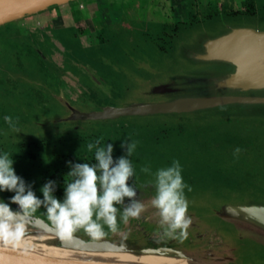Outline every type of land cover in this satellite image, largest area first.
<instances>
[{
    "label": "flooded vegetation",
    "instance_id": "obj_1",
    "mask_svg": "<svg viewBox=\"0 0 264 264\" xmlns=\"http://www.w3.org/2000/svg\"><path fill=\"white\" fill-rule=\"evenodd\" d=\"M85 1H87L86 3L89 7L91 1L94 0ZM70 2L73 3L76 2V0ZM206 5L211 9L205 15H202L200 12L203 6L202 4L199 2H191L188 8L190 20L187 22L180 21L170 26L159 24L158 27H156L159 32H151L144 29L142 31L139 30L140 33H144L143 35H137L135 33L136 36L142 39L143 43H146L148 52L155 54L151 57L153 61L151 60L149 62L150 64L146 63L148 68L146 78H152L162 70L174 69V66L178 63L177 59L174 57L176 52V41L188 25L191 26L194 23H212L219 20L220 16L218 17V15L223 13L222 18L255 15L257 14L258 7L264 12V3L261 4L257 2V0H244L245 7L242 10L234 6L230 10L222 11L217 8L219 4L215 6L216 9L209 3H206ZM69 8L73 9L74 5H70ZM82 9H84V5H82ZM117 9L111 7L108 10L109 15ZM43 11H47V8L43 9L42 12ZM122 21H120L119 24L121 28L117 32L119 38L122 36V30L124 32H129V30L136 29L123 24ZM20 27L27 28L26 25L10 28ZM28 31L32 36V41L30 43L39 58V64L30 60L28 61L26 70H21L16 67V62L12 57H8L7 60H4L0 55V61L3 62V66H0V74L3 76V78H1L3 82L0 84V148L5 149L4 153L7 152L10 157H13V160L16 155V150L19 149L21 160L18 161L19 163L14 162V169L17 175L22 177L28 185H31L32 190L39 198L43 199V193L41 191L42 186L47 181L52 180L56 182L54 195L62 200L65 195V180L70 182L73 179L67 175L71 170L69 162H87L95 164V152H85L70 147L66 152H52L49 155L42 154L36 157L33 152L27 150L28 146L38 149L43 146L46 139H61L59 136L62 135V137H71V145H73L75 137L69 135L70 129L77 128L78 126L71 125L70 123L72 108L89 111L92 109H100L106 105H117L125 101L123 99L129 93L128 90L132 89V85L125 89L124 95H121L117 92L116 86H112V81L110 80L109 85L112 86V92L107 94L105 98L98 99L95 90L90 87V84L93 83L92 78L85 74V65H92L98 72L102 67L99 66L98 63L82 55L81 52L84 46H82L79 33L75 26L72 24H59L45 34L41 33L40 36L36 33L33 34L29 29ZM116 44L117 43H115L114 46H116ZM154 47L156 49H154ZM142 58L144 62H142ZM142 58H140V55L136 57L137 61L140 59L139 61L145 63L148 58L147 54H144ZM10 63L14 64L13 67H16L26 74L31 71L42 73L43 82L39 83L37 86L33 85L28 78L25 79L22 75H11L8 72L11 65ZM4 65L6 66L4 67ZM57 75L61 78H57ZM15 78H20V82L15 83L14 87L12 80ZM69 88H72V93L69 92ZM86 88L90 89L91 92H87ZM58 108H60V110H58ZM5 116L12 117L13 123L16 128L19 129V133L13 131L9 124L6 123L4 119ZM93 123H96V126L119 124L123 127L121 131H127L132 139L129 142L135 143V151L133 155L129 157L135 172V177L129 180V184L135 185L136 183L138 188L137 192H142L137 193V198L144 195H155V189L153 187L154 182L145 179L147 173L142 171V169L147 168L145 165V158L149 156V153L154 150V147L162 139L174 134L186 137L189 142L192 143V148L195 146L198 150L197 152L201 153L203 157L216 165L221 178L214 181L221 182L225 188V196L223 194L224 192L217 191L212 192V194L209 193V195L207 194L205 199H202L197 197V191L193 188L194 181L192 178L189 176H182L184 183L191 189L189 191L186 187L184 189V194L188 202V213L191 214L190 216L192 219L213 218L218 224L227 226V228L230 229L227 234L232 235L231 225L221 220L220 216L217 214V210L220 208L222 201L217 204L219 207L218 209H210L207 203H205L206 199L213 194L220 195L221 199L229 198L236 191L247 192L258 195V198H264V144H259L255 137L247 135L248 128L246 124H242L237 120L223 119L217 125L206 128L188 127L186 125H162L145 117H130L119 120H95ZM86 125L93 126L92 123L87 124V122H85L84 127H86ZM233 128L239 129L241 132H235ZM23 132L26 134L25 137H17V135ZM8 136L12 138L7 140ZM106 140V137L103 138L100 146H106ZM17 146L19 148H17ZM237 148L240 149L239 153H236ZM126 154L125 152L113 158L116 160ZM0 155L2 154L0 153ZM220 156L225 158L223 162L219 161ZM211 183H213V181L209 180L206 182V185ZM13 195H15V193L11 191H0V202H6L7 198ZM194 197L196 198L194 199ZM11 207L14 211L19 209L18 204H16V206L12 204ZM118 207L120 208V213H118L120 230L124 225L121 219L123 206ZM33 216L47 221L45 209L43 208L39 209ZM132 220L133 222H141L140 219ZM136 232L137 229L135 228L132 232L128 233L126 237L117 238L114 233L109 231L105 226L106 234L99 239H93L87 236L85 232H77L76 235L88 240L124 239L131 245L140 248L152 246V243H146L142 238L135 239ZM233 237V239L244 241L250 245V247L256 248L259 251L256 257L264 261V245L258 244L249 238L238 239L235 238V236ZM164 247L176 249L177 246L174 243L166 242ZM250 247L247 246L246 248L250 249ZM241 249H239V251Z\"/></svg>",
    "mask_w": 264,
    "mask_h": 264
},
{
    "label": "rangeland",
    "instance_id": "obj_2",
    "mask_svg": "<svg viewBox=\"0 0 264 264\" xmlns=\"http://www.w3.org/2000/svg\"><path fill=\"white\" fill-rule=\"evenodd\" d=\"M86 2L85 0H76V2L73 3L68 2L57 6H51L48 7L45 12L41 10L19 20L7 22V24L10 27L26 25L33 34L36 33L39 36L41 33L45 34L59 24H72L75 26L79 33L82 46H84V49L81 48L82 55L98 63V65L102 67H100V73L89 64L85 65L86 70L83 68L86 72L85 74L92 78L93 83L90 84V87L95 90L98 99L105 98L107 94H110L113 90L112 86H116L117 92L124 95L125 89L131 85L132 89L128 90L129 93L123 99L125 101L132 99L135 101L147 102L166 99L167 97L156 96L149 93L150 86L158 82L166 81L169 74L172 72H181L184 70V73H186L189 71L192 72L193 70H195V72L201 70L199 63L195 65L189 62L185 57L184 51H186V48L194 52L198 51L202 41L214 34L224 31L226 25H247L264 29V12H262L260 7H258L257 14L255 15L222 18L223 13L218 15V17L220 16L219 20L212 23H194L191 26L188 25L176 41V52L174 57L177 59L178 63L174 66V69L162 70L152 78H146V73L148 72L147 64H150L149 62L151 60L153 61L151 57L155 54L148 52L146 43H143L142 39L136 36L135 33L137 35H143L144 33H140L139 30L142 31L144 29L155 32L159 24L170 26L180 21L187 22L190 20L188 8L191 2H199L202 4L203 6L200 12L202 15H205L211 9L206 3L214 6V9H216L215 6L219 4L217 8L222 11L230 10L234 6L242 10L245 7L244 0H94L91 1L89 7ZM257 2L263 4L264 0H257ZM70 5H74V8L70 9ZM82 5H84V9H82ZM111 7L113 9H119L114 10L109 15L108 10ZM120 21L136 29L129 30V32H124L121 29L122 36L119 38L117 32L121 28L119 27ZM113 42L114 44L117 43L116 46H114ZM154 49L156 48L154 47ZM144 54H147L148 58L145 63H142L144 62L142 58ZM137 55H140L142 62L139 61L140 59L137 61ZM1 63L0 66H3V62ZM10 64V67L8 66V72L11 75H22L25 79L28 78L33 85L37 86L39 83L43 82L42 73L31 71L26 74L17 69V66L13 67L14 64ZM5 66L6 65H4V67ZM57 78L60 79L61 77L57 75ZM110 80L112 81V86L109 85ZM2 82L3 81L0 79V84ZM184 87L186 89L183 95H196L200 93V89H204L196 87L194 84L193 86L187 84ZM86 89L87 92H91L90 89ZM69 92H73L72 88H69ZM60 108H58V110H60ZM221 110H223V108L218 107L189 113L159 114L150 116L148 119L162 125H186L188 127L206 128V126L202 127L195 123L200 122L201 118L205 117L207 114L217 115ZM77 112L78 111H73L72 108L70 123L71 125L78 126L77 128L70 129L69 135L75 137L73 145H71V137L65 135V137H62V135L59 136L61 139H46L41 148L37 149L28 146L27 150L33 152L36 157L42 154L49 155L52 152H66L70 147L75 150H83L92 153L95 152V149L89 151L87 147L88 144H94L97 140L101 143L102 139L106 137V144L111 143L114 146L113 157L126 152V148L121 147V145L125 140L129 142L132 139L127 131H121L123 128L122 126L119 124L96 126V123H93L95 120H82L79 118ZM217 118L210 121L211 124L207 127L212 124L215 125ZM193 121H195L194 124H192ZM83 122H87V124L92 123L93 126L86 125V127H84ZM219 122L220 120H218V123ZM233 130L235 132H241L235 128H233ZM23 136H26L25 132L17 135V137ZM11 138V136H8L7 140ZM191 144L192 143H190L186 137L177 134L162 139L154 147V150L149 153V156L145 158V165L150 169L145 175V179L155 182V172L161 168L172 166L173 161H179L182 176H189L194 181L193 188L197 191V197L205 199L207 194L209 195V193L212 194V192L217 191L224 192L223 194L225 196V188L222 183L214 181L221 178L216 165L203 157L201 153L197 152L198 150L195 146L192 148ZM17 148L19 147L17 146ZM20 160V152L19 149H17L14 162ZM224 160V157H219L220 162ZM209 180H212L213 183L206 185V182ZM153 197L154 196L151 195L136 197L145 205V210L141 213L139 218L141 222H133L131 219L127 224L124 223L123 227L118 232L114 233L117 238L126 237L128 233L136 228L137 234H135V239L142 238L146 243H152L150 247L153 248L164 247L166 242L174 243L177 246V250L183 251L190 256V259L187 260L188 264H264L263 260H259L258 257L252 255L250 251H239V249L246 248L247 246L250 247V245L244 241L233 239L234 237L232 235L227 234L230 231L227 226L218 224L215 219L210 217L206 219L191 218L192 223L188 228L186 239L181 240L175 235H168L164 231V226L161 225L158 210L151 205V199ZM195 198L196 197H194V199ZM246 198L251 200L264 199L250 196H246ZM229 199L230 197L221 199L220 195L213 194L206 199L205 203H207L210 209H218V203ZM6 202L11 206L12 204L16 206L15 203H12L11 197H8ZM187 215L190 216L191 214L187 213ZM33 229L36 228L26 221L22 241L27 245L61 247V242L56 236L45 231L33 232ZM79 232L83 231L81 230ZM87 236L89 235L87 234ZM238 251L242 254L240 257Z\"/></svg>",
    "mask_w": 264,
    "mask_h": 264
},
{
    "label": "water",
    "instance_id": "obj_3",
    "mask_svg": "<svg viewBox=\"0 0 264 264\" xmlns=\"http://www.w3.org/2000/svg\"><path fill=\"white\" fill-rule=\"evenodd\" d=\"M70 1L0 0V25ZM184 54L189 62L199 63L201 70L172 72L166 81L150 86L149 93L166 99L147 102L131 99L100 109L73 111H78L82 120H119L219 107L223 110L217 115L207 114L195 124L207 127L217 117L216 124L225 118L252 120L260 124L251 126L253 132L264 137V29L226 25L224 31L202 41L198 51L186 48ZM187 84L204 89L196 95H183ZM217 214L232 223L242 235H250L264 243V200H223ZM27 222L36 228L33 232L41 231L39 223L44 224V231L59 238L62 249L0 240V264H171L100 254L103 252L135 256L156 253L169 258L190 259L188 254L172 247L137 248L124 239L88 240L76 234L71 239H61L56 229L44 219L31 216Z\"/></svg>",
    "mask_w": 264,
    "mask_h": 264
},
{
    "label": "clouds",
    "instance_id": "obj_4",
    "mask_svg": "<svg viewBox=\"0 0 264 264\" xmlns=\"http://www.w3.org/2000/svg\"><path fill=\"white\" fill-rule=\"evenodd\" d=\"M4 119L13 131L19 133L11 116ZM99 145L100 141L97 140L87 146L89 151L95 149V164L69 162L71 170L67 175L73 179L70 182L65 180L63 200L54 195L56 182L52 180L42 186L43 199L39 198L31 185L17 175L13 157L7 152L0 155V191L14 192L11 201L19 205V209L14 211L9 203L0 202V240L22 236L27 218L41 208L45 209L47 221L61 239H71L81 230L91 238L99 239L106 234L105 226L113 233L118 232V206H123V223L139 219L145 205L136 198V183L129 184V180L135 177L129 159L135 151V143L125 140L121 147L126 148L127 154L116 160L113 158V144ZM239 152L237 148L236 153ZM142 171L148 173L150 169L144 168ZM153 187L155 195L151 205L158 210L164 231L178 239H186L192 219L187 215L188 202L184 189H191L183 181L179 161L159 169Z\"/></svg>",
    "mask_w": 264,
    "mask_h": 264
},
{
    "label": "trees",
    "instance_id": "obj_5",
    "mask_svg": "<svg viewBox=\"0 0 264 264\" xmlns=\"http://www.w3.org/2000/svg\"><path fill=\"white\" fill-rule=\"evenodd\" d=\"M31 41H32V36L26 27L10 28L8 27L7 23L0 25V55L4 60H7L8 57H12L13 60L16 62V66L21 70H26V68L28 67V61L30 60L35 61L37 64L40 63L39 58L30 43ZM1 78H3V76L0 74V79ZM18 82H20V78L19 79L15 78L14 80H12V84L14 85V87H15V83ZM232 120H237L242 124H246V127L248 128L247 135H251L252 137H255L256 140L259 142V144H264V137L256 132L254 133L251 127L258 125L259 124L258 122H254L252 120H245V121L238 119H232ZM215 125H211L209 127ZM4 151L5 149L0 148L1 154H3ZM263 189H264V184H263ZM246 196L258 198V195L255 194L236 191L234 194H232L230 199L232 201L233 200L238 201L241 199L245 200L248 199L246 198ZM221 220L231 225V230H232L231 232L233 233L232 235L235 236V238L238 239L249 238L258 244L264 245L263 242L257 241L255 238L251 237L250 235H242L240 231L232 223L222 218ZM242 250H248L254 256L258 255L259 252L256 248H252V247H250V249L249 248L241 249L240 251ZM238 255L239 256L242 255L241 252H238Z\"/></svg>",
    "mask_w": 264,
    "mask_h": 264
},
{
    "label": "bare ground",
    "instance_id": "obj_6",
    "mask_svg": "<svg viewBox=\"0 0 264 264\" xmlns=\"http://www.w3.org/2000/svg\"><path fill=\"white\" fill-rule=\"evenodd\" d=\"M40 224V230L44 231V227L42 223ZM22 236H12L10 237L7 242H12V243H17V244H26L22 241ZM36 246V245H35ZM41 247H47V248H59L62 249L61 247H49V246H45L42 245ZM66 250H72V249H66ZM103 255H107V256H115V257H120V258H124V259H133V260H158V261H162V262H166V263H171V264H188L186 259H182V258H169V257H164V256H160L156 253H146L143 255H139V256H135L129 253H111V252H103L100 253Z\"/></svg>",
    "mask_w": 264,
    "mask_h": 264
}]
</instances>
